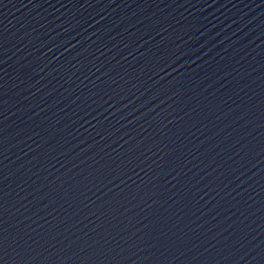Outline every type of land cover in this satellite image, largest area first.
I'll return each instance as SVG.
<instances>
[{
	"label": "water",
	"instance_id": "obj_1",
	"mask_svg": "<svg viewBox=\"0 0 264 264\" xmlns=\"http://www.w3.org/2000/svg\"><path fill=\"white\" fill-rule=\"evenodd\" d=\"M0 264H264L114 0H0Z\"/></svg>",
	"mask_w": 264,
	"mask_h": 264
}]
</instances>
